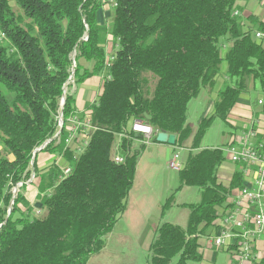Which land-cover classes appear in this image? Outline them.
<instances>
[{"label": "trees", "instance_id": "1", "mask_svg": "<svg viewBox=\"0 0 264 264\" xmlns=\"http://www.w3.org/2000/svg\"><path fill=\"white\" fill-rule=\"evenodd\" d=\"M237 1L116 0L112 7L107 0H0V264H88L106 247L126 210L139 156L133 135L120 139L122 163L113 161V147L134 121L152 127L154 142L160 132L176 135L174 147L191 140L177 190H201L199 203L182 204L190 210L185 228L157 227L147 264L203 261L201 240L243 186V175L237 165L224 184L218 176L224 149H201V140L215 118L235 126L232 111L251 87L264 93V46L254 36L264 23L236 16ZM106 6L110 24L100 21ZM72 74L76 85L93 76L103 80L97 99L81 112L70 91L61 106ZM203 88L217 96L195 128L187 122L188 106ZM74 115L88 116L95 128L88 147L76 160L69 154L62 164L54 159L39 168L40 151L66 155ZM67 162L72 172L60 178ZM32 170L30 185L45 212L16 216L19 202L28 207L21 193L26 184L16 196L13 188ZM174 198L175 192L162 204V215Z\"/></svg>", "mask_w": 264, "mask_h": 264}, {"label": "built area", "instance_id": "2", "mask_svg": "<svg viewBox=\"0 0 264 264\" xmlns=\"http://www.w3.org/2000/svg\"><path fill=\"white\" fill-rule=\"evenodd\" d=\"M107 1L112 7L116 2ZM234 14L238 16L239 11ZM254 36L264 46V31L256 30ZM73 84L75 85V80L72 74L65 85L64 96ZM257 103L264 112V97L259 98ZM69 122L65 152L68 151L72 160H76L88 147L95 128L88 116L80 118L74 115ZM62 127L61 114L59 129L55 136L58 140ZM260 134H264V117L253 121L246 130L235 136L227 148L230 160L240 165L243 186L229 195L219 212L213 232L205 237L211 248L227 254L225 264H264V140H259ZM132 135L134 140L148 144L154 133L149 124L134 121L128 127V132L119 134V142L114 147L120 152V139L131 138ZM46 145L47 142L42 147ZM178 157L177 154L173 157L170 154L169 158V167L177 171L182 168V164L177 162ZM112 159L117 164L124 161L121 153L114 154ZM61 169L60 178L72 172V166L68 162L61 166ZM34 178L35 172L32 170L27 181L20 182L13 188L14 196L18 194L23 184L28 185Z\"/></svg>", "mask_w": 264, "mask_h": 264}, {"label": "rangeland", "instance_id": "3", "mask_svg": "<svg viewBox=\"0 0 264 264\" xmlns=\"http://www.w3.org/2000/svg\"><path fill=\"white\" fill-rule=\"evenodd\" d=\"M106 8H110V6H106ZM112 9V8H110ZM105 23L110 24L111 16L110 13L102 19ZM113 42L110 40V45L108 52L113 51ZM227 45H224L226 48ZM98 76H94L91 80H96ZM225 77L221 78L224 79ZM223 84V83H222ZM70 92L75 94V98L79 97L81 91L84 92L83 99L85 103L94 102L98 93L100 92L98 87H88L86 83H78L77 85L73 84L70 86ZM217 90V89H216ZM217 93L214 92L212 95L208 93V89L203 88L198 97L192 99L188 106L187 113V122L192 124L195 128H197L199 121L210 114L212 110V104L214 99L216 98ZM248 99L253 104L257 103L259 98L264 97V93L261 91L259 86L251 87L250 91L243 96ZM78 104V103H77ZM232 123L240 126L246 125L249 123L250 119L246 117H239L236 115H232ZM238 128L235 129L232 124H227L220 118H215L203 139L201 140L200 147L203 148H216L222 147L226 156V163L232 164L230 160V154L227 151V145L232 137V135L237 132ZM119 142V138L116 143ZM134 148L139 151L138 156V171L135 176L133 187L135 192H144L149 190L151 185H155L160 189H167L168 186L172 187L170 193L167 198L175 192L174 204L169 207L167 210V215L165 220L170 221L173 224L180 225L182 227L187 226L188 218H189V208L185 206H181L182 203L195 204L201 201V190L196 186H184L183 188L177 190L179 186V174L177 170L171 169L169 167V160L167 156L163 155L164 146L160 145L159 142H154L150 140L148 144H144L143 142L134 141ZM170 154L173 157L174 155H178L177 162L183 164L188 157V150L186 148H177L174 146H170ZM116 153H121L114 147L112 156ZM54 159H59V156L56 154H52L48 151H40L38 152V161L43 164H49ZM62 161L60 163L62 164ZM59 162V161H58ZM63 166V165H62ZM32 187L26 185L21 189V193L24 194L27 190H31ZM33 193H36L35 189H32ZM166 198V199H167ZM25 201L28 203L24 204L23 201L19 202L16 205L18 209L16 216H19L21 212H24L27 216L33 217L35 213L37 214L39 211L42 216L44 214V210L41 205L38 203V198L35 196L34 201L29 203V201L25 198ZM165 199V200H166ZM165 202V201H164ZM163 202V203H164ZM13 205V203H12ZM11 209V208H10ZM9 209V210H10ZM122 224V223H121ZM106 241H108V246L104 249L100 256L99 254L97 260L93 261V263L89 264H147L149 257V248H146V245L140 242L139 245H129L120 243V220L116 224L113 232L109 233L106 237ZM202 250L204 252V258L201 263L207 264H225L227 261V254L223 252H217L213 248L210 247L208 241L206 239L202 240ZM178 260V257L174 258L173 263ZM204 263V264H205ZM195 264V263H193Z\"/></svg>", "mask_w": 264, "mask_h": 264}, {"label": "crops", "instance_id": "4", "mask_svg": "<svg viewBox=\"0 0 264 264\" xmlns=\"http://www.w3.org/2000/svg\"><path fill=\"white\" fill-rule=\"evenodd\" d=\"M237 5L240 8L238 11H239V15L242 18L245 19L249 15H255L259 18L260 21L264 23V0H238ZM110 11H111L110 8H105L101 12L100 14L101 22L103 21L102 20L103 16L105 17L107 13H110ZM109 45L110 42L108 44V49H109ZM93 77L89 78L84 83H86L88 87H98L99 91L101 92V88L103 84L102 77L98 76L96 80H91ZM83 94L84 92L81 91L79 97L76 98V108L77 111L80 112L83 111L86 105L88 104L84 102V99L82 98ZM244 95H242L239 98L236 106L232 111V115L234 114L239 117H246L247 119H250V121L248 124L243 126L237 125L235 123L234 127L235 129L238 128V130L232 135L227 145V148H229L235 136L241 134L244 130H246L253 121L260 119V117H264L263 116L264 112L262 108L258 105V103L253 104L248 99L244 98L243 97ZM259 140H264V134H260ZM190 141L191 140L188 141L187 147H177V148H183V149L186 148L188 152H190V149L188 148L190 145ZM160 145L164 146L163 155L167 156V149L169 148V145L164 143H160ZM133 147H134V142H133ZM200 148L204 149L203 147ZM65 157H69L68 151L66 155L64 154V156L63 155L59 156L58 159L59 163L61 160H63L62 162H64ZM231 163L232 164H228L224 162L219 168L218 176L224 184H228L231 181L235 171L238 168V166L234 164L232 161ZM38 166L39 168L43 169L47 167L48 164H43L38 161ZM137 168H138V164H137ZM137 171L138 169H136V175H137ZM30 183L27 186L32 187V189H35L36 193H33L32 192L33 190L31 189V190H27V192L24 193L23 195L29 201V203H32L34 201L35 196L36 197L38 196V190L36 189L35 185H30ZM171 189L172 187L170 186H168L167 189L165 188L160 189L159 187L152 184L149 190L147 189V191L138 193L135 192L134 187H132L126 200V210L124 211V213L120 215L117 221L118 223L120 220V243L137 246L140 244V242H142V244L146 245V248L150 247V244L155 236L157 227L162 222H170L168 220H165L168 210L165 212V214L162 215L161 206L165 201V199L167 198L166 196L169 195ZM182 204H188V203H182ZM203 239H205V237H203L202 240ZM202 240L201 243L203 245ZM107 246H108V241L104 249H106ZM102 251L98 253L99 254L98 256L101 255ZM98 256L93 255L90 258L88 264L93 263V261L97 260ZM204 263H199V264H204Z\"/></svg>", "mask_w": 264, "mask_h": 264}, {"label": "water", "instance_id": "5", "mask_svg": "<svg viewBox=\"0 0 264 264\" xmlns=\"http://www.w3.org/2000/svg\"><path fill=\"white\" fill-rule=\"evenodd\" d=\"M64 103H65V96L62 98V103H61L62 108H63V106H64ZM55 136H57V134H56ZM55 136H54V137H55ZM176 139H177V137H176L175 134H168V133L160 132V133H158V134L156 135V140H157V142H159V143H164V144H168L169 147L175 145V143H176ZM42 149H43V147L38 148V149L35 151V155H36V153H37L38 151H40V150H42ZM169 158H170V148L167 149V159L169 160ZM9 214H10V212H9Z\"/></svg>", "mask_w": 264, "mask_h": 264}]
</instances>
